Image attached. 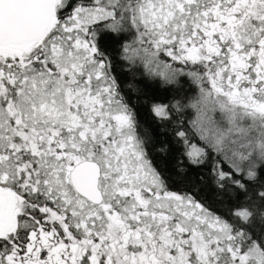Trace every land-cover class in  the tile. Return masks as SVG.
<instances>
[{
	"label": "snow or ice",
	"instance_id": "obj_1",
	"mask_svg": "<svg viewBox=\"0 0 264 264\" xmlns=\"http://www.w3.org/2000/svg\"><path fill=\"white\" fill-rule=\"evenodd\" d=\"M0 264H264V0H0Z\"/></svg>",
	"mask_w": 264,
	"mask_h": 264
},
{
	"label": "trees",
	"instance_id": "obj_2",
	"mask_svg": "<svg viewBox=\"0 0 264 264\" xmlns=\"http://www.w3.org/2000/svg\"><path fill=\"white\" fill-rule=\"evenodd\" d=\"M149 86L154 87V82L149 80L147 81ZM167 95L169 98L172 95L171 93L163 94ZM132 102L137 110V119L140 125L141 130L148 131L154 138L155 143L152 145L153 148H158L161 144V141L169 139V135L165 134L164 130L157 128V122L155 118L149 111V107L147 104L143 102L142 99L138 98L136 94H132ZM153 161L164 173L172 177L173 182L179 186L184 187L185 183L183 181V177L176 175L174 170V161L171 155H167L160 152L153 153ZM207 195H211L210 193H205Z\"/></svg>",
	"mask_w": 264,
	"mask_h": 264
}]
</instances>
